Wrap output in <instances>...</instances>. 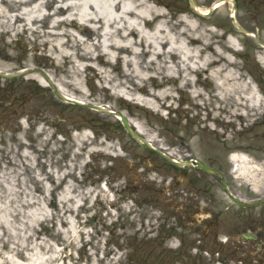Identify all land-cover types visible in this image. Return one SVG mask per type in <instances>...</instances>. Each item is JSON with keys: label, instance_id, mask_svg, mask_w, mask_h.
Masks as SVG:
<instances>
[{"label": "rangeland", "instance_id": "rangeland-1", "mask_svg": "<svg viewBox=\"0 0 264 264\" xmlns=\"http://www.w3.org/2000/svg\"><path fill=\"white\" fill-rule=\"evenodd\" d=\"M212 1L196 0L201 9ZM146 2L159 7L164 16L155 21L165 17L172 33L178 35L185 27L180 21L185 13L197 21L195 30L204 32L209 42L206 48L217 46L223 55L233 54L232 63L215 54L213 59H219L212 66L231 68L238 76V90L226 96L214 95L216 80L206 71L202 75L190 73L192 84L179 86V71L164 77L163 65H156L163 63V56L149 61L148 55H142L140 66L158 76L146 79L145 87L162 88V76L172 86L171 93L162 99L151 96L157 109L150 108L116 92L119 87L115 82L122 80L131 88L138 80L121 60L106 64L108 57L99 54L96 68L80 65L75 72L72 64L76 63L70 59H54L48 48L64 27L59 24L51 28L50 19L36 23L44 30L37 34L0 27V69L43 68L64 92L122 110L130 120L139 121L145 133L152 136L154 146L173 151L174 156L185 150L209 160L216 146L212 113L227 108L217 117L224 122L236 117L233 121L239 123L237 116L243 113L244 105L239 51L234 52L226 41L227 34L237 35L228 18V4L200 16L191 10L188 0ZM80 33L88 46L98 37L87 29ZM61 38L64 47L81 52L67 35ZM95 47L100 51L98 43ZM89 60L81 58L83 65ZM167 62L173 64L172 58ZM101 69L110 72L112 80H105ZM233 81L227 78L229 84ZM20 82L21 109L14 110L19 120L14 123L10 114V132L0 131L1 259L17 247L20 264H257L254 245L243 254L236 230L229 241L215 237L214 223L203 215V199L189 202L181 191L186 187L181 178L178 185L166 182L176 171L131 139L112 114L63 102L49 87L45 89L32 78ZM195 88L201 94H193ZM226 140L229 142L230 136ZM228 172L231 190L239 196L261 191L260 187L252 188L253 176ZM236 174L242 176L236 179ZM240 184L246 191L237 189ZM210 191L228 202L218 183ZM235 207L227 212L226 220L237 215Z\"/></svg>", "mask_w": 264, "mask_h": 264}, {"label": "bare ground", "instance_id": "bare-ground-1", "mask_svg": "<svg viewBox=\"0 0 264 264\" xmlns=\"http://www.w3.org/2000/svg\"><path fill=\"white\" fill-rule=\"evenodd\" d=\"M29 1L31 3H28ZM214 4H219L218 0H215ZM202 9L204 10V7ZM64 12L65 14L62 16L57 15ZM161 14L164 16L159 7L146 2V0H0V17L6 19L5 22L0 19V27L3 26L4 29L15 32L30 30V33L35 32L37 34L44 30H41L36 23L42 22L43 24L46 19H50L51 28L61 24L64 28L59 31L55 36L54 43L49 46V54L59 61L63 58L76 63V66L72 64V69L75 72L78 71L75 68L80 65L84 69L96 68L99 64L95 60L98 59L100 51L108 57L106 64L109 63V59H115L117 53H122L121 63L123 67L126 70L129 69L130 73L138 80L131 88L126 86L122 80L115 82V86L119 87L116 92L127 99H134L138 103L147 104L150 108L157 109L155 98L162 99L171 93L172 86L165 83L164 77L173 76L177 71L182 75L181 85H179L182 87L192 84L190 73L208 69L209 74L216 80L217 84L214 95L226 96L232 90H238L240 87L238 76L231 68L226 69L222 64L218 68L212 66L218 62L219 58L231 62V55H223L217 46L210 49L206 48L209 42L202 30H195L197 21L193 18L190 19L186 14H182L180 21L185 22L183 24L185 27H182L177 35L168 28L169 22L165 17L155 21L159 19ZM78 24L83 27L77 26ZM151 24L153 27L149 29ZM69 27L78 30L69 29ZM83 29L98 35L96 41H92L89 46L81 37L80 32ZM62 35H67L68 39L78 44L81 52L77 53L75 49L71 50L70 46L64 47L65 42L61 38ZM227 41L230 46L236 49L237 41L233 36L228 35ZM97 43L101 48L100 51L96 50ZM215 54L220 55L218 59H213ZM142 55H148L149 61L157 56H163V63H156V65H163L165 70L164 77H161L162 88L152 87L149 89L145 87L146 79L152 75L154 78L158 76L153 73L149 74L148 70L140 66ZM84 57H89L90 60L83 65L81 58ZM168 58H172L173 64L167 62ZM100 73L103 74L105 80H112L110 72L101 69ZM30 76L42 81L37 73ZM227 78L234 81L229 84ZM42 82L44 83V81ZM57 84L59 85V83ZM60 89L63 91L62 87ZM248 92L250 97L256 98V93L251 85L248 86ZM147 93L150 95L146 96ZM192 93L201 94V91L195 88ZM64 94L83 101V99L76 98L68 92H64ZM131 121L134 122L137 130L145 133L143 125L139 121L133 119ZM147 140L152 142V136L147 135ZM233 158L235 160L233 169L246 174L249 171V166L245 163L244 158L240 155H235ZM19 252L20 250L15 247L11 254L4 259L0 258V264H20Z\"/></svg>", "mask_w": 264, "mask_h": 264}, {"label": "flooded vegetation", "instance_id": "flooded-vegetation-1", "mask_svg": "<svg viewBox=\"0 0 264 264\" xmlns=\"http://www.w3.org/2000/svg\"><path fill=\"white\" fill-rule=\"evenodd\" d=\"M256 8H261L262 11L258 14ZM235 9L237 11V19L240 27L238 29L240 41L239 51L241 67L244 72L242 83L244 88V111L246 116L238 125H229L228 130H231V140L229 142L226 140L228 138L227 131H224L223 134L218 136L219 139L217 140L216 148L219 149L220 161L214 164L218 169H222L223 172L229 170L227 157L232 149L240 147L245 148L248 152L251 166L259 170L256 171V175L258 178H262L259 182V186L260 189L263 190L260 195L254 192L246 198L247 200H259L264 198V0H261V2H256L254 0H236ZM249 85L254 87L258 96L255 103L256 105L254 106H251V101L253 99L248 92ZM21 91V85L18 87L12 80H4L3 83H0V114L2 115L0 130H5L10 127L9 114L13 110L10 108L15 105L18 106V109L20 108L21 100L18 94H20ZM9 93L13 95L16 94L17 96L10 101L8 99ZM14 101L16 103H14ZM224 130H227V128H224ZM184 154V151L178 153L180 160H188L190 155ZM208 164L214 165L212 161ZM174 167H178L180 171L184 172L185 184H187V190L189 192L187 197L194 196L196 193L197 197L203 196L208 209L212 208L206 217L215 221V230L224 229L221 218H219V204L215 200L214 195L208 191L210 183L205 181L206 176L204 171L192 167L190 164L188 166L183 165ZM260 171L263 175L259 174ZM175 177V175H172L171 179ZM242 188L243 187H241V190ZM244 190L246 191V188ZM228 208L229 207H227V209ZM237 213L239 215L233 218V220L224 221L226 229L238 228L243 232L249 231L254 233L255 238H244V242L246 243L245 245L255 243V248L257 253H259V261L264 264V203H259L254 207L239 206Z\"/></svg>", "mask_w": 264, "mask_h": 264}, {"label": "water", "instance_id": "water-1", "mask_svg": "<svg viewBox=\"0 0 264 264\" xmlns=\"http://www.w3.org/2000/svg\"><path fill=\"white\" fill-rule=\"evenodd\" d=\"M190 2H191L192 4H194V1H193V0H190ZM17 74H20V73H17ZM13 75H14V74H7V76H13ZM52 85H53V84H52ZM53 88H54L55 94L58 95V96H59L60 98H62V99H65V100H67V101H68V100H69V101H72V102H74L75 104H78V105H79V104H83V105H86V106H88V107L90 106V107L95 108V109H97V110H99V111L101 110V111H105V112H108V113L118 114V115L121 117V120L123 121L126 130L129 131L130 135L136 137L137 139H139V140L142 141V142H145V144L149 146V143H148L145 139H143L140 135H138V134L136 133V131H134V130L131 128V126L129 125V121L126 120V117L124 116L123 113H121V112H116V111H113V110H108V109H106L105 107H103V106H101V105L99 106V105L91 104V103L86 104V103H83V102H81V101H77V100L71 99V98H69V97L67 98V97H65L64 95H62L59 91H57V90L55 89V87H53ZM155 150H156V149H155ZM156 151H158L159 154L162 155L165 159H168L169 161L175 162V161H173L172 159H170L168 156H165L163 152H161V151H159V150H156ZM202 166H203V168L206 169V170H211V168H208V167H206V166H204V165H202ZM232 198L234 199V197H232Z\"/></svg>", "mask_w": 264, "mask_h": 264}]
</instances>
